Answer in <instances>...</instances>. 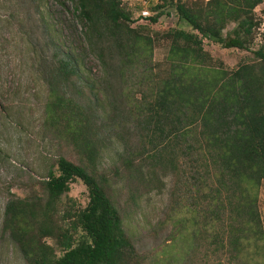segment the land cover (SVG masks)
I'll return each instance as SVG.
<instances>
[{
  "label": "trees",
  "instance_id": "trees-1",
  "mask_svg": "<svg viewBox=\"0 0 264 264\" xmlns=\"http://www.w3.org/2000/svg\"><path fill=\"white\" fill-rule=\"evenodd\" d=\"M68 1L84 25L87 46L105 80H124L137 68L146 76L137 81L135 103L109 97L106 117L95 116L93 125L82 104L55 90L77 70L70 55L52 53L43 73L51 98L43 119L53 134L66 135L83 162L74 165L57 156L56 175L47 170L45 180L39 181L40 195L6 201L1 232L26 264H127L136 255L107 189L126 180L134 193L148 192L162 171L183 185L181 198L189 214L182 227L188 238L185 258L197 250L201 258L215 257L213 264L220 259L225 264H258L255 257H264L256 208V190L264 181V53L261 48L250 51L249 41L256 28L253 10L264 0H208L196 7L158 0L172 6L177 19L196 32H166L168 63L161 79L150 78L157 64L147 61L140 69L137 49L120 41L130 33L121 24L129 19L119 9L123 0ZM159 8L149 22L165 14ZM228 24L233 27L222 35ZM202 39L221 49L250 51L258 63L232 72L215 70L209 79L188 76L189 63L210 61ZM146 47L150 56L148 43ZM116 57L121 58L119 65L113 62ZM107 140L120 149L108 176L98 168ZM75 181L85 188V206L73 215L59 212V197ZM77 229L82 237L74 242ZM48 238L55 240L60 255L43 241Z\"/></svg>",
  "mask_w": 264,
  "mask_h": 264
},
{
  "label": "rangeland",
  "instance_id": "rangeland-1",
  "mask_svg": "<svg viewBox=\"0 0 264 264\" xmlns=\"http://www.w3.org/2000/svg\"><path fill=\"white\" fill-rule=\"evenodd\" d=\"M179 1L186 7L205 4V0ZM157 7L165 14L151 23L147 19L158 12ZM119 9L129 17L121 24L130 31L129 39L123 35L120 37L121 43L137 49V61L142 66L136 65L140 69L147 61L157 64L150 78L161 79L168 63L166 32H196L177 19L167 2L162 5L158 0H123ZM253 20L256 28L249 49L261 48L264 53V3L254 8ZM83 26L68 0H0V223L4 204L9 198L28 199L40 195L39 181L45 180L47 170L51 169L56 175L53 161L57 156L74 165L83 162V155L77 153L66 135L59 138L53 134L49 122L43 119L44 107L51 102L43 73L53 52L70 55L77 70L67 81L59 82L55 90L82 104L91 118L93 116V125L98 121L95 116L106 117L109 97L123 96L130 106L137 101V81L143 78L144 71L140 74L138 68L132 70L133 75L121 81L116 78L105 80L99 62L89 51ZM232 27L233 24H228L222 35ZM134 36L137 39L132 41ZM147 43L150 56L146 51ZM201 43L210 61L202 65L189 63L188 76L209 79L215 70L232 72L240 66L255 67L258 63L250 51L221 49L204 39ZM120 59L116 57L114 64L119 65ZM105 145L98 159V168L108 176L120 149L112 140H107ZM157 174V182H152L153 188L148 192L139 190L134 193L131 183L126 180L110 184L107 189V196L121 217L124 235L136 255L127 264H213L215 257L201 258L197 250L189 251L185 258L188 238L183 236L187 233L182 227L186 226L184 219L189 214L181 198L183 185L175 176L162 171ZM86 202L85 188L75 181L69 184L68 192L59 197L56 208L73 215L83 209ZM256 208L264 233V181L256 190ZM60 225L65 228L68 222ZM177 229L179 232L175 233ZM72 237L76 242L82 237L81 231L77 229ZM43 241L56 256L60 255L54 239ZM255 260L264 264L262 256L255 257ZM225 263L220 259V264ZM0 264H26L1 230Z\"/></svg>",
  "mask_w": 264,
  "mask_h": 264
},
{
  "label": "built area",
  "instance_id": "built-area-1",
  "mask_svg": "<svg viewBox=\"0 0 264 264\" xmlns=\"http://www.w3.org/2000/svg\"><path fill=\"white\" fill-rule=\"evenodd\" d=\"M208 1V0H205V2Z\"/></svg>",
  "mask_w": 264,
  "mask_h": 264
}]
</instances>
